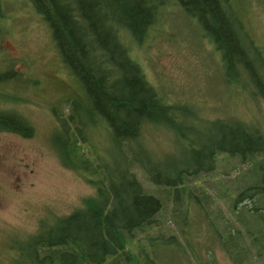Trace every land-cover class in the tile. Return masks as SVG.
Wrapping results in <instances>:
<instances>
[{
    "label": "trees",
    "instance_id": "16d2710c",
    "mask_svg": "<svg viewBox=\"0 0 264 264\" xmlns=\"http://www.w3.org/2000/svg\"><path fill=\"white\" fill-rule=\"evenodd\" d=\"M28 1L47 24L63 64L82 90L80 97L67 96L52 107L58 126L54 148L62 165L97 193L84 199L81 209L55 218L52 225L41 221L39 232L26 242H15L14 264H173L180 259L186 264H220L218 247L231 264L264 261V204L257 213L240 212L245 204L238 208L249 198L264 197L262 130L218 118L207 121L196 138L185 136L193 122L202 120L197 110L188 103L169 102L133 56L134 47L142 48L157 26L164 6L176 5L197 20L203 36L220 53L225 81L238 83L246 76L264 100V46L250 35L239 0ZM0 18L2 24L6 17ZM0 33L3 37L1 28ZM22 75L12 63L0 70V101L24 100L17 90L25 83ZM147 125L169 128L189 140L187 160L169 166L155 160L140 143ZM101 127L109 143L103 153L92 143V132ZM3 132L24 138L35 134L24 116L0 108ZM231 157L252 164L256 173L255 183L233 198L234 220L214 207L216 198L197 186L212 192L201 177L218 172L220 161L224 170L229 168L223 172L229 176L237 170ZM139 174L158 188L182 189L187 206L179 209V198L171 192L160 196L146 191ZM168 203L171 222L160 223ZM189 205L197 208L198 222L208 226L203 248L197 241L201 233L192 227Z\"/></svg>",
    "mask_w": 264,
    "mask_h": 264
},
{
    "label": "rangeland",
    "instance_id": "374dc122",
    "mask_svg": "<svg viewBox=\"0 0 264 264\" xmlns=\"http://www.w3.org/2000/svg\"><path fill=\"white\" fill-rule=\"evenodd\" d=\"M238 9L252 38L264 46V0H239ZM0 13L6 17L0 24L3 33V37L0 33V70L12 63L25 81L17 88L24 100L0 101V108L21 114L35 131L31 138L7 132L0 134V264H14L13 257L17 253L14 248L18 244L15 242L22 244L36 235L41 221L50 226L55 218L81 209L84 199L94 197L97 192L77 173L62 165L53 145L58 126L52 107L67 96L80 97L82 90L63 64L47 24L28 0H0ZM162 13L143 47H134L133 56L142 65L148 80L169 102L188 103L197 110L202 120L193 122L192 129L184 135L196 138L207 121L218 118L258 126L264 134V100L248 78L243 76L238 83H227L221 72V55L203 36L197 20L176 5L166 4ZM31 80L38 83L33 84ZM186 124L189 125L187 120ZM92 134L97 150L105 152L109 145L106 129H95ZM140 143L165 166L183 163L189 156V140L185 142V137L160 125H147ZM230 162L237 170H232L229 176L223 174L229 168L224 170L220 161L218 172L201 177V182L210 184L212 192L207 186H197L216 198L214 207L221 208L226 218L234 220L233 198L244 186L255 183L256 173L252 164L238 163L233 157ZM245 171L243 177L241 174ZM139 175L146 191L160 196L171 192L179 198V209L187 206V196L182 189L175 192L164 186L158 188ZM219 196H223L222 200H218ZM244 204L240 212L253 209V213H257L256 209L264 204V197L249 198L238 208ZM171 208V203L166 204L158 218L160 223L171 222ZM187 210L194 223L192 227L201 233L197 241L203 248L208 226L198 222L196 207L189 205ZM249 219L253 221L251 216ZM217 250L220 264H231L219 247ZM173 264L186 262L180 259ZM255 264H264V261Z\"/></svg>",
    "mask_w": 264,
    "mask_h": 264
},
{
    "label": "bare ground",
    "instance_id": "6f19581e",
    "mask_svg": "<svg viewBox=\"0 0 264 264\" xmlns=\"http://www.w3.org/2000/svg\"><path fill=\"white\" fill-rule=\"evenodd\" d=\"M244 54V53H243ZM245 55V54H244ZM245 59H246V56H245Z\"/></svg>",
    "mask_w": 264,
    "mask_h": 264
}]
</instances>
